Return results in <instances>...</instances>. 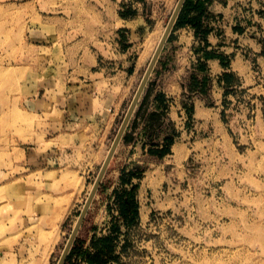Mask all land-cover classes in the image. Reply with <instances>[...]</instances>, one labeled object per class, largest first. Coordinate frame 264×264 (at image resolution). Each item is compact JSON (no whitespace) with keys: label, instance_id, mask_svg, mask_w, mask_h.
I'll return each mask as SVG.
<instances>
[{"label":"rangeland","instance_id":"374dc122","mask_svg":"<svg viewBox=\"0 0 264 264\" xmlns=\"http://www.w3.org/2000/svg\"><path fill=\"white\" fill-rule=\"evenodd\" d=\"M178 1L163 13L157 26L154 14H146L150 34L131 55L133 67L138 61L142 63L125 111L111 133V144L156 49L158 35ZM231 1L238 7L235 22L239 37L226 44L228 50L236 52L222 53L218 59L226 72L217 78L221 88L207 100L213 114L198 125L191 121L188 150L181 161H162L159 170L149 172L140 197L142 219L137 188L133 205L138 207V217L133 225L125 224L120 216L121 196L136 185L134 179L144 177V170H129V154L116 150L76 238L93 252V237L110 229L113 251L102 257L104 264H264V0ZM85 4L86 0H0V253H20L16 264H29V253L40 232L44 227L49 229L62 213L54 229L56 242L46 262L58 264L104 162L105 155L99 160L79 150L73 156L64 152L61 160L56 165L47 164L44 172L26 173L20 168L28 157L23 147L42 141L33 135L39 116L29 113L25 105L27 97L37 92L33 91L39 80L35 70L40 68L48 76L45 62L50 59L55 63L53 59L60 60L62 54L75 50L70 41L79 30L84 34L88 30L87 12L82 10ZM122 13L130 15L127 9ZM156 14L159 18V12ZM216 21L215 15L206 13L200 32L192 27L202 51L210 45V23ZM176 24L170 37L177 30ZM176 46L179 51L180 45ZM145 47L148 52L144 55ZM160 58L146 88L154 85L176 91L178 84L184 83L196 87V74L185 81L183 74L167 72L171 68L178 71L181 65L176 59L166 63L165 72L157 73ZM204 69L200 71L205 73ZM225 74L231 79L228 84L223 81ZM161 96L163 101H171L168 105L175 101L166 98L163 91ZM183 98L184 103L194 101ZM185 112L190 119L193 105ZM180 135L175 125H168L160 146L166 147L167 138L173 139V144ZM155 155L160 156L159 152ZM37 156L30 157V162L37 163ZM48 156L53 162L61 155ZM122 177L125 183H121ZM12 181L15 187L10 193L7 185ZM125 207L131 218L132 208ZM116 221L120 231L113 233ZM2 258L0 254V261ZM85 263L80 258L73 260V264Z\"/></svg>","mask_w":264,"mask_h":264},{"label":"crops","instance_id":"0c3cea01","mask_svg":"<svg viewBox=\"0 0 264 264\" xmlns=\"http://www.w3.org/2000/svg\"><path fill=\"white\" fill-rule=\"evenodd\" d=\"M173 3L174 0H86L82 10L87 12L85 21L88 30L86 34L79 30L76 38L70 41L75 50L62 54L60 60L53 59L55 63L50 59L45 62L48 76L40 68L35 70L39 80L33 91L37 92L34 96L27 97L25 105L29 113L39 116L40 121L34 124L33 135L39 136L44 143L41 141L39 145L23 147L28 154L20 167L23 171L35 174L44 172L47 164L56 165L64 152H71L70 155L73 156L75 151L80 150L83 155L91 154L94 159L99 160L107 155L112 145L111 133L125 111L135 76L142 63L138 61L136 67H133L131 55L143 46V41L146 43L150 34L147 15L154 14L158 20L154 25L157 26L161 24L163 13ZM236 6L231 0H211L207 4L205 14L215 15L219 20L210 23L211 33L207 38L210 45L207 50L202 51L200 48L192 26L177 28L161 53L157 73L165 72L166 63L176 59L181 66L185 65L177 66L178 71L171 68L167 72L177 76L183 74L185 81L191 78L189 75L196 74V87L192 88L190 83L178 84V90L174 91L148 86L123 134L117 151L125 150L129 154L126 167L129 170H144L142 179L133 180L139 188L137 199L140 203V219V197L149 172L159 170L162 161H181L188 150L187 128L191 121L198 125L199 121H209L213 114L214 108L209 107L207 100L220 87L217 78L226 72L218 59L223 56L222 53L236 52L235 49L228 50L226 47L231 38L236 40L239 37L238 24L235 22L238 11ZM125 9L130 11V15L122 16ZM58 43L62 41L59 39ZM173 43L175 46L171 51ZM176 45H180L179 51H176ZM146 52L147 47L143 54ZM144 55L139 57L140 60ZM202 64L205 73L200 71L203 70L200 68ZM162 91L166 98L175 99L173 104L168 105L169 100L163 101ZM182 96L194 101L184 103L185 98ZM191 104L194 114L189 119L186 118L185 108ZM186 119H189L188 123ZM170 124L175 125L181 135L174 140L170 152L157 157L155 154L162 149L160 145ZM49 154L61 156L51 162L48 161ZM33 155H38L34 159L37 163L30 162ZM154 180L155 183L158 182V179ZM7 187V192L12 193L14 181ZM110 217L109 215V219ZM105 230L100 237L110 234V229ZM0 254L3 255L0 264H16L20 258V253L18 255L9 251Z\"/></svg>","mask_w":264,"mask_h":264},{"label":"trees","instance_id":"16d2710c","mask_svg":"<svg viewBox=\"0 0 264 264\" xmlns=\"http://www.w3.org/2000/svg\"><path fill=\"white\" fill-rule=\"evenodd\" d=\"M210 2V0H186L183 9L179 15L176 28L183 27L185 25H190L197 29V32H200L202 24V17L206 12L207 4ZM122 16H124V13H122ZM203 64L200 66V68L203 69ZM230 77L228 74H225L223 76V81L228 84L230 83ZM196 81V80H195ZM167 144L166 147L162 148V150L159 151V155L163 156L169 151V146L172 144L173 139H166ZM131 173V172H130ZM133 174V173H132ZM133 175L137 176V173H134ZM140 177V176H139ZM122 183H125L126 179L122 177ZM128 181V180H127ZM138 185H134L133 188L128 192L126 195L121 196L123 199L122 207L120 209V216L122 217V220L127 225H133L137 221L138 217V207L137 205H133L134 200V193L137 190ZM125 197V198H124ZM131 205L133 207H131ZM132 208V217L129 218L126 213V207ZM117 221L115 224L112 225V232L115 233L117 231H120V226L117 225ZM114 236L112 235H106L101 237H93L91 246L94 248L93 252L86 249L83 245L84 242L80 239H77L74 245L73 250L71 251L66 264H73L74 258L82 259L86 261L88 264H104V260H102V257L105 255H109L113 251L112 242L114 240Z\"/></svg>","mask_w":264,"mask_h":264},{"label":"water","instance_id":"95a60500","mask_svg":"<svg viewBox=\"0 0 264 264\" xmlns=\"http://www.w3.org/2000/svg\"><path fill=\"white\" fill-rule=\"evenodd\" d=\"M185 2H186V0H179L178 1V5H177L172 17L170 18V20L168 22L165 35H164L162 41L160 42V44H159V46H158V48L154 54V57H153L152 61L150 62L149 66H148V68H147V70L143 76V79H142L141 84L138 88V91H137V93H136V95L132 101V104H131V106H130V108H129V110H128L125 118H124V121H123V123H122V125H121V127L117 133V136H116V138H115V140L111 146V149H110V152L107 156V159L104 162L103 166L101 167V170L98 174L97 180L94 183V188H93L92 192L90 193V195H89V197H88V199L84 205V208H83V210H82V212L78 218V221H77V223L73 229V232H72V234H71V236H70V238H69V240L65 246V249H64V251L60 257L58 264H65L69 254H70V251H71V249H72V247L76 241L79 230L81 229V226H82V224H83V222H84V220L88 214V211H89L90 206L94 200V197L98 192V189H99V187H100V185H101V183L105 177V174L107 173L108 167H109V165H110V163H111V161H112V159L116 153V150H117V148L120 144V141L123 137V134H124L128 124H129V122L132 118V115H133V113L137 107V104H138L147 84H148V81L151 77V74H152V72H153V70H154V68H155V66H156V64H157V62L161 56V53H162L169 37H170V34H171V32H172V30H173V28H174V26L178 20V17L180 15V12H181Z\"/></svg>","mask_w":264,"mask_h":264},{"label":"bare ground","instance_id":"6f19581e","mask_svg":"<svg viewBox=\"0 0 264 264\" xmlns=\"http://www.w3.org/2000/svg\"><path fill=\"white\" fill-rule=\"evenodd\" d=\"M177 5H178V3L176 4V6L174 7V10H173V13H174V11H175V9H176V7H177ZM173 13H171L172 15H173ZM172 15H171V17H172ZM168 25V24H167ZM166 28H167V26L165 27V28H163V30L159 33V35H158V44H157V46H156V49H155V51L153 52V55H152V57H151V59H150V62L152 61V59H153V57H154V54H155V52H156V50H157V48H158V46H159V44H160V42L162 41V39H163V37H164V35H165V32H166ZM150 62H149V64H150ZM149 66V65H148ZM148 68V67H147ZM147 70V69H146ZM146 72V71H145ZM141 84V83H140ZM140 86V85H139ZM139 88V87H138ZM138 91V90H137ZM137 93V92H136ZM136 95V94H135ZM135 97V96H134ZM134 99V98H133ZM132 104V103H131ZM131 106V105H130ZM130 108V107H129ZM113 144V143H112ZM112 146V145H111ZM110 149H111V147H110ZM110 149H109V151H107L108 153H107V155L105 156V158H104V162L106 161V159H107V156H108V154H109V152H110ZM104 162H103V164H104ZM103 164H102V166H103ZM101 170V169H100ZM96 180H97V178H96ZM93 188H94V184H93V186L91 187V190H90V193L92 192V190H93ZM7 190H9V188H7ZM90 193H89V195H90ZM88 195V196H89ZM1 199V198H0ZM88 199V198H87ZM55 207V206H54ZM56 209V208H55ZM60 211L62 212V210L60 209ZM62 213H59V215L58 216H56L57 217V219H54V221L53 222H51L50 224H49V229H47L46 227H44V230H42V232H40V239H37L38 240V242L36 243V245H35V248H34V250L33 251H31L30 253H29V256H28V258H29V260H30V262H29V264H46V262L48 261V258H49V255H50V253H51V251H52V248H53V246H54V244H55V242H56V239H55V236H54V229L55 228H57V226H58V223L60 222V219H61V215ZM78 221V220H77ZM77 223V222H76ZM76 225V224H75ZM30 228V227H29ZM34 229V228H33ZM49 230V231H48ZM34 231V230H33ZM37 233H38V231H37ZM36 238V237H35ZM14 260H15V258H14ZM23 261V260H22ZM27 263V262H26ZM58 263V262H57Z\"/></svg>","mask_w":264,"mask_h":264}]
</instances>
